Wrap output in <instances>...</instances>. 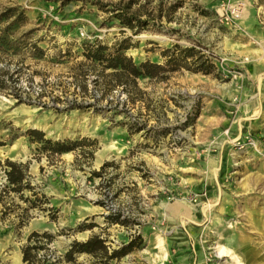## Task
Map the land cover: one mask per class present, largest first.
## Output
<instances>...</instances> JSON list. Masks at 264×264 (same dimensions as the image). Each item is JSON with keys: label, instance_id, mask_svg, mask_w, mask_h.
Wrapping results in <instances>:
<instances>
[{"label": "rangeland", "instance_id": "1", "mask_svg": "<svg viewBox=\"0 0 264 264\" xmlns=\"http://www.w3.org/2000/svg\"><path fill=\"white\" fill-rule=\"evenodd\" d=\"M127 4L145 30L105 12ZM9 7L43 55L0 52V190L5 161L26 166L30 187L8 194L7 213L0 204V264H22L33 231L53 237L39 255L56 264L94 235L126 253L107 264H264V0H0ZM97 41H125L135 64L193 47L214 69L113 86L83 56ZM30 129L93 143L87 156L51 155Z\"/></svg>", "mask_w": 264, "mask_h": 264}, {"label": "trees", "instance_id": "2", "mask_svg": "<svg viewBox=\"0 0 264 264\" xmlns=\"http://www.w3.org/2000/svg\"><path fill=\"white\" fill-rule=\"evenodd\" d=\"M128 9L129 4L124 7L123 11L116 12L117 9H112L111 11L105 12L112 14V19L116 20L121 27L131 30H145L148 27V20H141L136 14H129ZM26 24L27 17L19 7L5 8L0 12V52L15 55L20 51L29 50L34 57L40 58L43 55V51L40 48L34 43L29 42L30 35L33 32L32 30L21 34L17 33ZM154 32L160 34V28H156ZM127 49L128 46L125 41L117 42L110 47L97 41L92 44H84L83 56L87 61L99 67L101 73H104L106 70H111L112 72L109 75L103 76L107 78L111 77L113 86L123 88L126 86L135 88L136 81L139 79L162 81L166 79L167 74L181 69L192 73L203 74H210L214 69L211 60L202 54V52L196 51L193 47L182 48L178 44H175L170 49L162 51L161 57L164 59L163 64L150 61L135 64L130 57L125 55ZM25 136L29 139L30 143H36L40 146L41 151L48 152L51 155L78 152L82 156H87L89 155V151H85V148L91 146L93 143V141L85 138L75 141H52L45 139L43 133L36 129L27 130ZM15 137L12 136L11 141ZM5 145L6 142L0 141V147ZM25 167L22 164L5 161V168L3 169L5 183L0 190V204L6 210L4 213L10 211L14 206L13 202L9 206H6L4 200L9 196L8 194L14 193L21 198V192L24 189H30ZM35 201H37V197L30 203V207H35ZM26 211L27 209L22 210V213L18 216L21 222ZM52 239L53 237L46 232L42 234L35 231L31 232L21 247L22 264H56L59 261L57 257H54L52 260L51 256L46 253L39 255V252L47 251L45 246L51 243ZM77 254H87L95 258L99 263L107 264L108 260L119 259L126 253L124 250H113L111 253H108L104 240L94 235L86 241H73L70 243L63 255L65 263L71 264L73 262V256Z\"/></svg>", "mask_w": 264, "mask_h": 264}, {"label": "built area", "instance_id": "3", "mask_svg": "<svg viewBox=\"0 0 264 264\" xmlns=\"http://www.w3.org/2000/svg\"><path fill=\"white\" fill-rule=\"evenodd\" d=\"M240 7H237V8H233V9H231V13L233 14V15H235V16H237V14H239L240 13Z\"/></svg>", "mask_w": 264, "mask_h": 264}, {"label": "bare ground", "instance_id": "4", "mask_svg": "<svg viewBox=\"0 0 264 264\" xmlns=\"http://www.w3.org/2000/svg\"><path fill=\"white\" fill-rule=\"evenodd\" d=\"M159 38H160V37H159ZM209 208H210V207H209ZM222 250H223V248H220V250H219L221 254H222V253H227V252H223ZM224 250H225V249H224Z\"/></svg>", "mask_w": 264, "mask_h": 264}]
</instances>
